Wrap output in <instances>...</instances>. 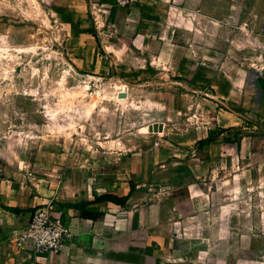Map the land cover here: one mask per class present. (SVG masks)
Wrapping results in <instances>:
<instances>
[{
	"label": "crops",
	"instance_id": "obj_1",
	"mask_svg": "<svg viewBox=\"0 0 264 264\" xmlns=\"http://www.w3.org/2000/svg\"><path fill=\"white\" fill-rule=\"evenodd\" d=\"M71 1L76 66L154 69L140 93L157 118L135 139L64 142L34 166L58 186L0 162V264H264V136L247 124L264 96V0ZM46 204L71 239L16 248Z\"/></svg>",
	"mask_w": 264,
	"mask_h": 264
},
{
	"label": "rangeland",
	"instance_id": "obj_2",
	"mask_svg": "<svg viewBox=\"0 0 264 264\" xmlns=\"http://www.w3.org/2000/svg\"><path fill=\"white\" fill-rule=\"evenodd\" d=\"M68 1L0 0V162L28 163L32 174L49 182H61L56 178L62 174L42 175L34 166L63 154L64 142L71 152L81 140L135 139L139 127L157 118V100L140 93L141 86H155L154 69L119 60L121 65H109L112 55L100 79L94 78L99 72L76 66L80 58L68 14L74 4ZM259 105L247 124L263 137L264 96Z\"/></svg>",
	"mask_w": 264,
	"mask_h": 264
},
{
	"label": "built area",
	"instance_id": "obj_3",
	"mask_svg": "<svg viewBox=\"0 0 264 264\" xmlns=\"http://www.w3.org/2000/svg\"><path fill=\"white\" fill-rule=\"evenodd\" d=\"M137 2L138 0H115V5L127 8ZM25 175L33 177L31 172H26ZM56 179L61 180V177ZM59 183L56 182L57 185ZM71 237V230L52 212L50 204H46L31 214L28 224L16 234L14 245L34 254L50 253L59 251Z\"/></svg>",
	"mask_w": 264,
	"mask_h": 264
},
{
	"label": "water",
	"instance_id": "obj_4",
	"mask_svg": "<svg viewBox=\"0 0 264 264\" xmlns=\"http://www.w3.org/2000/svg\"><path fill=\"white\" fill-rule=\"evenodd\" d=\"M149 132L160 133L162 132L161 124H153L148 128Z\"/></svg>",
	"mask_w": 264,
	"mask_h": 264
},
{
	"label": "trees",
	"instance_id": "obj_5",
	"mask_svg": "<svg viewBox=\"0 0 264 264\" xmlns=\"http://www.w3.org/2000/svg\"><path fill=\"white\" fill-rule=\"evenodd\" d=\"M105 198H108V197H100V198H98V199H105ZM115 201H117V202H120V200H118V199H115Z\"/></svg>",
	"mask_w": 264,
	"mask_h": 264
}]
</instances>
